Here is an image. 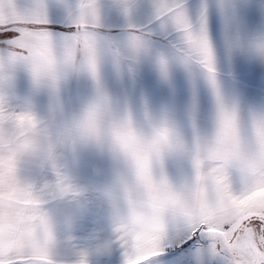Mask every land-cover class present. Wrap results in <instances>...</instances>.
<instances>
[{
  "label": "snow or ice",
  "instance_id": "obj_1",
  "mask_svg": "<svg viewBox=\"0 0 264 264\" xmlns=\"http://www.w3.org/2000/svg\"><path fill=\"white\" fill-rule=\"evenodd\" d=\"M55 262L264 264V0H0V264Z\"/></svg>",
  "mask_w": 264,
  "mask_h": 264
},
{
  "label": "clouds",
  "instance_id": "obj_2",
  "mask_svg": "<svg viewBox=\"0 0 264 264\" xmlns=\"http://www.w3.org/2000/svg\"><path fill=\"white\" fill-rule=\"evenodd\" d=\"M69 215H71V214L69 213ZM96 251H97V252H100V253H103V252H105V249L102 248V247H98V248L96 249ZM55 264H61V262H55Z\"/></svg>",
  "mask_w": 264,
  "mask_h": 264
}]
</instances>
